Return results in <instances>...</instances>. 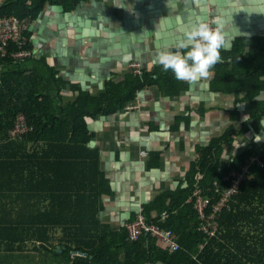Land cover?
<instances>
[{
  "label": "trees",
  "instance_id": "trees-1",
  "mask_svg": "<svg viewBox=\"0 0 264 264\" xmlns=\"http://www.w3.org/2000/svg\"><path fill=\"white\" fill-rule=\"evenodd\" d=\"M86 1L0 0V16L33 21L47 6L71 12ZM251 41L249 46L245 37L234 39L229 50H220L221 59L213 68L218 90L249 101L252 127L249 122L241 130L232 125L209 146L200 147L185 194H172L171 199L169 194L158 195L143 208L146 222L172 229L180 244L176 251H169L149 233L131 240L126 227L114 229L102 221L105 198L113 189L98 165V150L88 149L95 153L88 156L84 148L90 139L86 118L125 110L139 90L154 84L152 74H133L123 84L109 83L97 96L80 92L73 103L62 107L58 106L60 91L68 82L57 79L56 72L47 75L39 69H25L28 57L15 60L10 53L0 54V68L7 69L0 78V222H8L15 230L13 239L41 242L32 250L60 255L70 264H264V144H253L220 168L224 144L252 128H262L264 100L256 99L264 92V36ZM26 47L31 49V41ZM32 59L49 69L44 58ZM53 82L56 93L48 89ZM165 84L169 83H160L162 90ZM19 114L34 129L23 139L10 141L8 131ZM251 156H259L263 166L251 168L230 209L222 210L216 235L209 236L201 229L194 202L187 198L197 185L209 194L214 193L215 183L226 187L224 177ZM159 160V152L153 153L151 165H159ZM164 212L167 217L162 220Z\"/></svg>",
  "mask_w": 264,
  "mask_h": 264
},
{
  "label": "crops",
  "instance_id": "crops-1",
  "mask_svg": "<svg viewBox=\"0 0 264 264\" xmlns=\"http://www.w3.org/2000/svg\"><path fill=\"white\" fill-rule=\"evenodd\" d=\"M188 1L129 0L128 4H116L115 0H88L71 12L59 6H47L32 21L34 29L27 31L33 55L23 62L24 68L39 69L47 75L56 72L57 79L69 83L60 91L62 100H58V106L73 103L80 92L97 96L109 83H125L135 74L131 67L134 62H140L143 73L153 76L154 84L139 90L131 103L139 105L138 110H128L127 106L112 115L86 118L90 139L84 148L98 150V165L113 189V194L105 198L101 218L114 229L126 227L139 213L144 216V206L158 195L169 194L171 199L185 194L192 179L189 171L200 157V147L209 146L212 139L220 137L232 125L241 130L242 125L249 122L252 127L249 101H240L242 95L238 97L218 90L214 86L216 69L212 68L206 79L183 82L157 63V51H180L178 42L187 39L182 33L191 28L190 22L202 17L204 8L187 7ZM95 8L101 9L97 14L101 20L87 16L86 13ZM159 8L164 10L152 13ZM222 8L226 20L224 30L231 36L235 33L232 44L224 43L222 48L229 50L237 37H245L249 45L254 37L264 36V0H237ZM211 19L216 22L219 17ZM148 27L153 34L144 40L141 31ZM84 28L95 32L82 34ZM155 32L161 34L160 37L157 38ZM32 58H44L49 69L33 62ZM6 71L0 68V78ZM164 80L169 84L162 90L160 83ZM169 85L171 88L167 87ZM52 88L56 93V83L49 85L48 89ZM256 100L263 101L264 92ZM237 112L239 116L234 115ZM233 118L239 119L234 121ZM261 127L258 131L252 128L224 144L220 168L253 144L262 146L264 118ZM142 151L148 154L144 156ZM155 152L160 154L159 165L152 166L151 157ZM94 154L87 152L88 156ZM192 197L190 195L186 201H192ZM166 217L164 212L161 219ZM14 234L8 222H0V264H45L48 260H55L57 264L71 263L43 249L32 250L36 244L41 246V242L16 240ZM15 246L22 249L16 250ZM16 254L26 255L27 262H18Z\"/></svg>",
  "mask_w": 264,
  "mask_h": 264
},
{
  "label": "built area",
  "instance_id": "built-area-1",
  "mask_svg": "<svg viewBox=\"0 0 264 264\" xmlns=\"http://www.w3.org/2000/svg\"><path fill=\"white\" fill-rule=\"evenodd\" d=\"M213 27L216 22L211 18L208 21ZM32 25V20L29 17L19 18L15 15L0 16V54L6 56L7 53L15 59H25L33 55L30 48H27L29 31ZM12 44L14 49H11ZM133 72L136 75H142L143 69L140 62H134L131 65ZM139 105L129 104L128 110H138ZM33 126L29 125L25 115L19 114L16 116L14 125L9 132L10 139H23L33 131ZM144 156L148 154L147 151L141 152ZM263 166L259 156H251L245 160V164L238 169L231 170L225 177L224 182L227 186L222 187L215 183V190L213 194L205 192V190L197 185L192 197L195 209L202 221L201 229L209 236H215L218 230L222 210L226 207L230 209L231 201L234 196L238 195L240 188L246 182L250 170L253 166ZM201 179V178H199ZM126 228L128 230L129 238L131 240H138L142 234L149 233L151 236L158 237L162 240L169 251H176L180 248V244L174 237L172 229H164L158 224L146 222L145 217L139 213L135 220L127 222Z\"/></svg>",
  "mask_w": 264,
  "mask_h": 264
},
{
  "label": "clouds",
  "instance_id": "clouds-1",
  "mask_svg": "<svg viewBox=\"0 0 264 264\" xmlns=\"http://www.w3.org/2000/svg\"><path fill=\"white\" fill-rule=\"evenodd\" d=\"M219 20L216 26L197 20L185 31L187 39H181L180 51L158 50L156 60L165 71L171 70L178 81L194 82L210 76L211 69L220 61L225 36Z\"/></svg>",
  "mask_w": 264,
  "mask_h": 264
},
{
  "label": "water",
  "instance_id": "water-1",
  "mask_svg": "<svg viewBox=\"0 0 264 264\" xmlns=\"http://www.w3.org/2000/svg\"><path fill=\"white\" fill-rule=\"evenodd\" d=\"M93 1H95V0H93ZM236 2H237V0H198V1L189 0L188 4H187V7H199V8L203 7L204 8L203 11L200 10L201 13H202V17L198 18L199 20L208 21V20H210V18H213L215 16L219 17V21L223 25L222 31H223V33H224V35L226 37L225 43L231 45L232 44V37L234 36L235 33H233L232 36H231L224 30L225 25H226V20L224 19V12L222 11L223 10L222 7L223 6H230L232 4H235ZM115 3L116 4H128L130 2H129V0H115ZM81 5H83V2H81L79 4V8H81ZM100 10L95 8V9H92V10L88 11L86 14H87V16L90 19H93V20L94 19H100L101 20L100 16L97 15V14H99ZM163 10L164 9H162V8L154 9L152 13H160ZM64 15H66V14H64ZM194 23H195V21L190 22V24H189L190 27H192L194 25ZM32 25L30 26V30L31 31H32V29H34L33 28L34 25L33 26ZM93 32H95L94 29H86V28H84L83 31H82V34L83 33H85V34H93ZM141 33H142V35L144 37V40H146V38L150 34H153V31L151 30L150 27H148V29H146V30L142 29ZM247 33H249V32H247ZM247 33L243 32L242 34H247ZM155 34L158 35L157 32H155ZM160 35L161 34H159L157 36V38L160 37ZM182 36L186 38L184 32L182 33Z\"/></svg>",
  "mask_w": 264,
  "mask_h": 264
},
{
  "label": "rangeland",
  "instance_id": "rangeland-1",
  "mask_svg": "<svg viewBox=\"0 0 264 264\" xmlns=\"http://www.w3.org/2000/svg\"><path fill=\"white\" fill-rule=\"evenodd\" d=\"M2 248H1V246H0V250H1ZM19 255H21V254H16V257H17V259H18V262H23V263H25V262H27V257H26V255H23L22 254V256H19ZM50 262H52L53 264H57L56 262H55V260H48V263L46 262L45 264H52V263H50ZM64 264V263H63Z\"/></svg>",
  "mask_w": 264,
  "mask_h": 264
}]
</instances>
